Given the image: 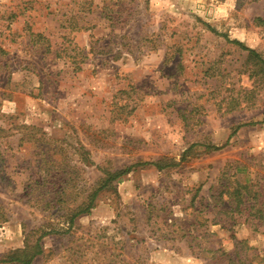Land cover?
I'll return each instance as SVG.
<instances>
[{
  "label": "rangeland",
  "instance_id": "obj_1",
  "mask_svg": "<svg viewBox=\"0 0 264 264\" xmlns=\"http://www.w3.org/2000/svg\"><path fill=\"white\" fill-rule=\"evenodd\" d=\"M244 48L264 60V0H0V264L53 228L31 264H264V65ZM45 165L70 207L26 201Z\"/></svg>",
  "mask_w": 264,
  "mask_h": 264
},
{
  "label": "trees",
  "instance_id": "obj_2",
  "mask_svg": "<svg viewBox=\"0 0 264 264\" xmlns=\"http://www.w3.org/2000/svg\"><path fill=\"white\" fill-rule=\"evenodd\" d=\"M261 22H263L262 20H259ZM241 45V44H240ZM243 47V46H242ZM246 50L249 51V53L251 55L254 56L255 59L260 61V64L264 65V60H262L260 58V56L251 49L248 48H244ZM225 145L223 146H212L213 149L219 150L221 148H223ZM193 147V146H192ZM191 147V148H192ZM208 148H210L211 146H207ZM211 147V148H212ZM44 152H43V156H44ZM4 153L0 152V163L2 164L4 162ZM44 161V160H43ZM50 164V163H49ZM60 164H58L59 166ZM146 165H153L157 168H162V166H160L157 163H138L135 166H146ZM3 167V165H2ZM134 168V166H130L127 168H123L120 169L119 171L115 172V173H110L108 175V177L101 182L98 188H96L95 190H92V192H90L83 200L82 202H80L76 208H70V210H68V213L66 211L67 214L65 215H60V217H64L66 220V232L69 231L75 224L76 219L85 213L90 212V210L94 207L96 198L99 194V192L103 189H105L107 187V185L116 180L121 178L122 176L128 174L132 169ZM52 167L48 168L45 165V172L47 173L45 177H41L38 180L35 181H31L28 185L29 188V193L27 194V198L26 201L28 203H32L34 202L35 205L41 207L42 209H44L47 212H51L52 210L55 209V211L60 210L61 208H63L64 206H69L70 202H72L71 200V196L68 198L67 193L64 192L65 188L64 186L67 185V187L71 184V182H67L66 184H62L61 181L55 183L54 181L56 180V175L53 177V180L51 181L50 178L52 176ZM55 169V168H54ZM57 170H60V167L57 168ZM4 176V173L2 174V176L0 175V178H2ZM64 185L63 187L60 185ZM29 197V198H28ZM235 197H237V201L240 204H242V197H241V193L239 191H236ZM240 198V200H238ZM253 199H255L254 204H253V208H257L258 211V217L254 220H258L260 223L264 224V195L263 193H260L259 196H255L253 197ZM69 209V208H67ZM6 211V208L4 207V205L2 203H0V218L3 217L4 213ZM54 216H57V213H53ZM258 226V225H257ZM59 229L57 228H53L51 230H46L43 232V234L36 240L35 243L32 244H28L27 247L23 250H15L12 252V254H10L5 262H9V263H17V264H31L32 261L37 257L40 256L43 253V247L40 244L41 240L43 237L48 236L49 234L52 233H58ZM230 264H233V262H230ZM258 264H262V262H259Z\"/></svg>",
  "mask_w": 264,
  "mask_h": 264
}]
</instances>
